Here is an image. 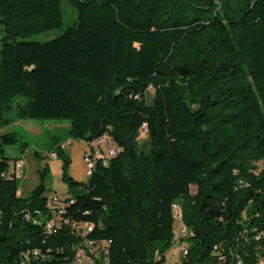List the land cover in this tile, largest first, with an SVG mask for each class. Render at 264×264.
I'll list each match as a JSON object with an SVG mask.
<instances>
[{
	"label": "trees",
	"instance_id": "1",
	"mask_svg": "<svg viewBox=\"0 0 264 264\" xmlns=\"http://www.w3.org/2000/svg\"><path fill=\"white\" fill-rule=\"evenodd\" d=\"M63 1L76 21L32 39L63 26ZM0 25V130L62 119L118 147L87 182L64 157L65 216L95 225L110 264H264V0H0ZM17 140L0 132V264H70L72 226L46 231L49 167L18 194ZM176 205L188 249L169 263Z\"/></svg>",
	"mask_w": 264,
	"mask_h": 264
},
{
	"label": "rangeland",
	"instance_id": "2",
	"mask_svg": "<svg viewBox=\"0 0 264 264\" xmlns=\"http://www.w3.org/2000/svg\"><path fill=\"white\" fill-rule=\"evenodd\" d=\"M65 17L62 27L51 29L40 34H35L31 38L38 40H48L64 32L77 19V12L74 7L63 1ZM3 27L0 25V38L4 36ZM153 92V90H151ZM9 112L13 119L16 116V104ZM70 122L62 119H14L9 125L1 128L0 132L15 131L18 135L16 143L7 146L4 156L11 159L10 170L16 175L18 180V194L27 196L40 181V172L46 167L49 171L46 175L47 195L59 193L63 195L74 196L77 194L69 183L63 179L64 167L66 165L64 157L69 158L67 168L68 174L79 182H87L88 165L86 156L93 153L95 144L82 138H75L70 134ZM141 140L147 139L146 129H143L140 135ZM103 147L97 148L96 152L102 150L101 155H109L110 146L107 145V139H102ZM62 146V154L60 147ZM21 161L19 168L18 162ZM264 165V164H261ZM191 191L196 192V186L192 185ZM176 232L181 224V209L179 205L175 206ZM183 247L188 249L186 238L178 236L174 241L173 247L169 250V263H176L182 260Z\"/></svg>",
	"mask_w": 264,
	"mask_h": 264
},
{
	"label": "built area",
	"instance_id": "3",
	"mask_svg": "<svg viewBox=\"0 0 264 264\" xmlns=\"http://www.w3.org/2000/svg\"><path fill=\"white\" fill-rule=\"evenodd\" d=\"M103 136H107V145L110 146L109 155H101L102 150L99 151L100 153H97L96 149L103 147V145L95 144L93 153L86 156V162L88 165L87 174L89 176L93 174L99 159H102L103 162L107 164L108 160L118 152V147L113 139L107 134ZM18 166L19 168L21 167V161L18 162ZM66 199V195L59 193H52L50 194V197H48L47 205L49 211L52 212V221L46 223V231L52 233L63 224H70L72 226L73 233L79 237V241L72 246L73 249H76V257H73L70 264H110L109 241L97 240L89 237V234L93 232L95 228L94 224L90 222H73L66 217L65 214L67 209H61V201H66ZM180 216L182 219L181 214ZM188 235L189 230L182 220L176 232L174 241L178 236L181 238H187ZM182 249V254L185 255L187 253V248L183 247ZM32 254L38 256L39 251L35 250ZM167 255L168 257L170 256V254ZM21 264H25V262H22Z\"/></svg>",
	"mask_w": 264,
	"mask_h": 264
},
{
	"label": "bare ground",
	"instance_id": "4",
	"mask_svg": "<svg viewBox=\"0 0 264 264\" xmlns=\"http://www.w3.org/2000/svg\"><path fill=\"white\" fill-rule=\"evenodd\" d=\"M61 209H66V201H61ZM74 257H76V255ZM238 264H240V263H238Z\"/></svg>",
	"mask_w": 264,
	"mask_h": 264
},
{
	"label": "crops",
	"instance_id": "5",
	"mask_svg": "<svg viewBox=\"0 0 264 264\" xmlns=\"http://www.w3.org/2000/svg\"><path fill=\"white\" fill-rule=\"evenodd\" d=\"M104 138H106L107 139V136H104L103 138H101L100 140H97V141H95V142H93V143H91V144H99V145H101L102 144V139H104Z\"/></svg>",
	"mask_w": 264,
	"mask_h": 264
}]
</instances>
